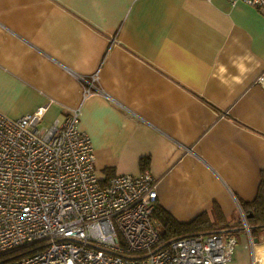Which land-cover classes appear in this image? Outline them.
I'll return each mask as SVG.
<instances>
[{
    "label": "crops",
    "instance_id": "obj_1",
    "mask_svg": "<svg viewBox=\"0 0 264 264\" xmlns=\"http://www.w3.org/2000/svg\"><path fill=\"white\" fill-rule=\"evenodd\" d=\"M263 74L264 11L241 0H0V111L78 109L103 183L149 169L156 210H220L230 264H264V231L237 227L264 176Z\"/></svg>",
    "mask_w": 264,
    "mask_h": 264
},
{
    "label": "built area",
    "instance_id": "obj_2",
    "mask_svg": "<svg viewBox=\"0 0 264 264\" xmlns=\"http://www.w3.org/2000/svg\"><path fill=\"white\" fill-rule=\"evenodd\" d=\"M241 1L264 11V0ZM97 79H87L86 94ZM48 108L19 118L0 111V255L43 246L10 264H230L237 245L231 234L184 236L155 251L151 171L103 184L92 140L79 128L80 111L41 127ZM242 218L253 240L243 212Z\"/></svg>",
    "mask_w": 264,
    "mask_h": 264
},
{
    "label": "trees",
    "instance_id": "obj_3",
    "mask_svg": "<svg viewBox=\"0 0 264 264\" xmlns=\"http://www.w3.org/2000/svg\"><path fill=\"white\" fill-rule=\"evenodd\" d=\"M240 203L243 209L242 212L247 217L251 236H257L264 231V176L259 186L256 198L251 202L241 201ZM158 208L159 210H156L155 207L152 215L153 219L157 221V227L160 233V240L154 247L155 251L164 248L174 239L184 236L209 235L212 233L231 234L235 237L237 236L236 231H226L227 227H230L231 224H229V220L225 218L222 212L218 209H215L213 214L209 212L202 213L190 222H179L165 210L160 207ZM243 225H245V222L243 218L240 217L237 222V227L240 228L243 227ZM233 226L234 225H232V227ZM42 247L43 246L39 244H33L28 247L0 255V264H10L15 260L21 259L38 251Z\"/></svg>",
    "mask_w": 264,
    "mask_h": 264
},
{
    "label": "rangeland",
    "instance_id": "obj_4",
    "mask_svg": "<svg viewBox=\"0 0 264 264\" xmlns=\"http://www.w3.org/2000/svg\"><path fill=\"white\" fill-rule=\"evenodd\" d=\"M246 228V227H245ZM249 228H250V226H249ZM236 247H237V245H236ZM236 249V248H235Z\"/></svg>",
    "mask_w": 264,
    "mask_h": 264
}]
</instances>
